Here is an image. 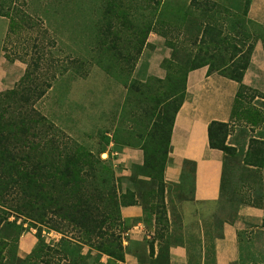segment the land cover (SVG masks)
Here are the masks:
<instances>
[{
	"label": "rangeland",
	"instance_id": "obj_1",
	"mask_svg": "<svg viewBox=\"0 0 264 264\" xmlns=\"http://www.w3.org/2000/svg\"><path fill=\"white\" fill-rule=\"evenodd\" d=\"M9 1L12 18L19 26L10 29L9 20L0 16V93L17 88L28 70L30 77L23 85L44 91V95L34 100L32 109L40 114L42 121L47 120V124L54 126L49 137L56 134L65 140H61L63 142L73 140L106 161L115 171L122 189L133 188L139 194H147V199L157 203L160 216L164 215L157 180L140 178L149 173L141 167L144 150L156 152L155 135L160 126L167 136L169 122L182 98L186 72L203 60L213 66L226 60L228 67L231 55L242 46L244 51L253 44L254 48L256 44L264 48V30L254 26L248 18V4L252 0H164L160 26L158 24L156 31L149 35L138 55L134 43L131 50L125 41L134 33L133 24L125 21L121 14L112 21L120 36L117 42L107 41L102 45L96 38L106 3L117 1ZM125 3L130 4V0ZM131 4L133 16L130 18L133 17L134 24L142 22L143 14L146 16L157 8L152 1L149 5L144 0H134ZM128 8L130 10L126 5L125 9ZM157 19L155 17L154 23H158ZM206 22H211L216 31L221 32V38L210 45L213 48L210 56H206L207 45L200 41L201 26ZM128 49L132 56H127ZM156 57H167L161 67L166 76L170 71L169 79L160 82L158 78L147 76L149 60ZM249 88L236 97L233 116L221 135L225 145L232 149L225 153L221 210L224 217L232 220L238 218L240 207L248 206V196L256 200L260 187L258 176L244 161L250 140L264 139V91ZM36 114L35 117L40 118ZM126 150L131 151L132 156H127ZM122 171L130 175L121 177ZM155 175L159 177L160 172ZM191 188L189 184L184 195V188L176 186L174 196L176 199L188 197ZM262 221L246 222L247 229L239 235L240 259L236 264H264ZM112 228L120 226L116 224ZM68 231L67 238L71 239L76 232ZM33 232L38 237V230L34 229L24 234ZM14 236V231L0 227V244L8 243L5 251L15 246L11 243ZM60 239L62 236L54 231L42 229L41 240L52 250ZM61 250L67 251L71 264H88L87 255L96 253L90 246L81 253L74 245ZM61 255L44 250L43 258L48 262L45 264L58 262L54 258ZM158 264H166V255Z\"/></svg>",
	"mask_w": 264,
	"mask_h": 264
},
{
	"label": "trees",
	"instance_id": "obj_2",
	"mask_svg": "<svg viewBox=\"0 0 264 264\" xmlns=\"http://www.w3.org/2000/svg\"><path fill=\"white\" fill-rule=\"evenodd\" d=\"M114 1L117 2H107L106 9L102 12L104 14L96 34L97 40L102 45L107 41L119 40L120 36L117 35L119 32L114 29L112 21L114 17L118 18L121 14L125 21L133 24L134 30V33L126 37L125 41L131 50L134 43L136 54H141L149 35L156 31L157 25L162 21L164 0H144L147 5L151 1L154 2L157 8L146 13V16L143 14V20L139 24H134L133 17L130 18L133 16L131 2L134 0H130V4L125 3V0ZM126 5L130 7V10L125 9ZM11 13V1L0 0V16L8 19L9 28L14 29L19 24L12 18ZM155 17H158L156 20L158 23H154ZM250 22L261 28L251 20ZM201 28L203 31L200 41L207 45L206 56H210V52L213 51L210 45H214L221 38V32H217L215 25L211 22L204 23ZM111 37L114 38L111 39ZM242 47L236 48V52L231 55L229 61L232 62L228 67L224 63L226 60L217 66L203 60L195 68L186 72V83L189 72L208 66L209 75L216 73L239 84L236 97L239 96V92L250 90L244 85L243 80L250 65L254 44L245 51ZM130 49L127 56H132ZM237 53L240 55L236 56ZM29 77V71L26 70L21 79L22 83L18 84L17 88L0 93V227H6L15 232L11 241L15 246L10 248L11 250L5 251L8 243L0 244V264H45L48 262L43 258L44 250L47 253L54 251L58 255L61 253L60 257L54 259L71 264L67 251L63 253L61 249L65 247L70 249L72 245L78 248L80 253L84 245H87L117 261H123L120 208L136 205L138 203L135 199L136 192L127 189V192L123 194L115 171L106 161L87 151L80 144L73 140L70 143L63 142L61 140L64 139L56 134H53L54 137H49L54 126L47 124V120L42 121L40 114L32 109L34 100L44 95V91L32 90L31 87L23 85ZM170 77V71H168L166 80ZM185 93L186 84L182 98L169 122L167 136H164V127L160 126L155 135L156 152L144 150V163L141 166L149 170L148 174H144L145 177L152 182L157 180L158 195L164 206L163 213H165L163 174L170 152L175 117L184 103ZM35 114L40 118L35 117ZM161 117L162 122L165 121L163 114ZM227 125L213 122L209 127L210 147L226 154L232 150L225 145L224 138H221ZM244 164L258 176L260 184L256 200L248 196L246 204L264 211V139L250 140ZM156 172H160L159 177L155 175ZM10 218L14 220L11 221ZM19 220L21 223H18ZM116 224H119V229L112 228V225ZM262 227L264 228V218ZM43 228L62 236L54 250L41 240ZM32 229L38 230L39 243L30 255L25 258L19 257L17 251L19 239L25 232ZM69 229L76 232L71 239L67 238ZM59 246H62L61 249ZM150 255L151 257L154 255L153 243L150 245ZM160 260L156 261V264ZM58 262L53 261L52 264H59Z\"/></svg>",
	"mask_w": 264,
	"mask_h": 264
},
{
	"label": "crops",
	"instance_id": "obj_3",
	"mask_svg": "<svg viewBox=\"0 0 264 264\" xmlns=\"http://www.w3.org/2000/svg\"><path fill=\"white\" fill-rule=\"evenodd\" d=\"M248 18L264 29V0L251 1ZM263 49L262 44L255 45L252 62L243 80L246 86L260 91H264ZM165 58L150 59L147 76L164 80L166 71L161 65ZM208 70V67H202L189 72L187 77L185 100L175 117L163 174V218L156 209V202L147 199V194H139L130 188L131 192H136L138 203L120 208L124 260H114L90 247L96 253L86 256L88 264H156L164 254L166 264L238 263L240 232L247 229L246 222H260L264 211L242 206L238 218L232 220L224 217L221 210L225 153L210 147L209 127L213 122L228 124L231 121L239 84L216 73L209 75ZM125 154L132 156L129 150ZM129 173L122 171L120 176L128 177ZM189 184L192 193L176 199L174 188L181 185L186 195ZM126 192L123 188L122 193ZM173 237L176 241L171 243ZM151 243L153 257L150 255ZM37 244L36 233L23 234L19 241V256L30 255ZM86 247L84 245L83 250Z\"/></svg>",
	"mask_w": 264,
	"mask_h": 264
},
{
	"label": "bare ground",
	"instance_id": "obj_4",
	"mask_svg": "<svg viewBox=\"0 0 264 264\" xmlns=\"http://www.w3.org/2000/svg\"><path fill=\"white\" fill-rule=\"evenodd\" d=\"M106 157V156H105Z\"/></svg>",
	"mask_w": 264,
	"mask_h": 264
}]
</instances>
